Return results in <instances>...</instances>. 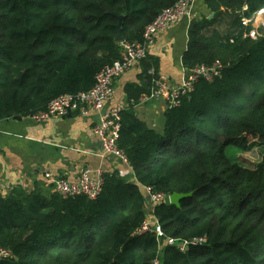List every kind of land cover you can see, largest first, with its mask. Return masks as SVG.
<instances>
[{
  "label": "trees",
  "instance_id": "16d2710c",
  "mask_svg": "<svg viewBox=\"0 0 264 264\" xmlns=\"http://www.w3.org/2000/svg\"><path fill=\"white\" fill-rule=\"evenodd\" d=\"M177 1L0 0V120L30 118L58 95L91 88L120 58L121 42L141 41ZM204 4L213 14L190 20L182 63L219 60L220 74L179 94L157 130L134 107L156 88L159 60L150 53L138 60L117 138L130 174L103 173L94 199L20 186L0 194V247L11 252L0 264H264V156L245 167L230 154L256 143L264 149V30L250 38L251 24L242 22L264 0ZM146 188L190 195L178 206H152ZM148 207L161 236L138 232Z\"/></svg>",
  "mask_w": 264,
  "mask_h": 264
},
{
  "label": "crops",
  "instance_id": "0c3cea01",
  "mask_svg": "<svg viewBox=\"0 0 264 264\" xmlns=\"http://www.w3.org/2000/svg\"><path fill=\"white\" fill-rule=\"evenodd\" d=\"M205 13L210 16L204 0H193L190 19L175 21L158 34L149 53L159 60V78L168 79L171 85H180L186 71L182 55L187 46L190 20ZM139 71L140 67L135 64L115 79L114 93L107 107L126 105L124 86L138 82ZM165 108L162 100L139 102L134 107L138 118L157 130L162 128ZM97 118L98 113L88 116L71 113L42 122L28 117L0 120V194L20 186L27 192L48 195L53 190L45 173L75 181L84 167L128 176L131 169L124 161L103 155L101 142L93 132Z\"/></svg>",
  "mask_w": 264,
  "mask_h": 264
},
{
  "label": "built area",
  "instance_id": "2783aa9c",
  "mask_svg": "<svg viewBox=\"0 0 264 264\" xmlns=\"http://www.w3.org/2000/svg\"><path fill=\"white\" fill-rule=\"evenodd\" d=\"M193 0H179L172 6L163 9L157 16L145 27L141 41L121 42V56L112 64L105 66L95 75L94 85L85 91L76 94L64 93L51 99L46 108L30 116L34 122H42L50 117H64L71 113L81 116H88L91 113H98V118L93 125V132L99 138L102 146L103 155L112 156L124 161L130 168L125 156L117 147V138L120 129V111L121 107H107V101L114 93V81L117 77L130 70L138 60L145 57L154 44L159 33L163 32L173 22L182 18L190 19L192 17ZM264 12V7L256 13ZM250 19L243 18V24L247 25ZM250 32V33H249ZM249 35L256 38L259 32L249 30ZM247 33V34H248ZM222 63L214 60L210 64H199L191 69H186L180 85L173 86L166 78H159L156 82V88L150 94L140 97L141 103L147 101L163 100L166 107H172L178 103L179 94L191 90L193 83L199 78L212 80L220 74ZM131 169V168H130ZM46 181L51 185L54 192L62 196H73L83 194L94 199L98 196L103 185V171L99 168L93 169L84 167L81 169L77 180L69 181L61 176H55L51 173H45ZM148 203L152 206L169 201V195L152 192L146 188ZM150 220L145 219L138 232L140 234L151 230ZM154 231L157 236L162 232L159 224L155 221ZM203 239H194L190 243H202ZM171 238L168 243H174ZM188 245V242L178 243V248L182 251ZM9 249L0 247V259L10 257ZM157 264V261H155Z\"/></svg>",
  "mask_w": 264,
  "mask_h": 264
},
{
  "label": "rangeland",
  "instance_id": "374dc122",
  "mask_svg": "<svg viewBox=\"0 0 264 264\" xmlns=\"http://www.w3.org/2000/svg\"><path fill=\"white\" fill-rule=\"evenodd\" d=\"M206 14L208 15V13H205L203 15H206ZM249 19L251 20V21L249 20L250 21L249 23L251 24L252 30H255V31L259 30L258 32H260L259 27L262 28V30H264V12L260 14L255 13ZM214 27L218 29V25L215 24ZM249 33L246 36L250 37ZM173 86H176V85H173ZM231 153L234 154L233 156L238 155L239 157L238 160L241 162L242 165H244L245 167H252L254 163H257L258 161H260V159L264 156V149L256 143V144L251 145V149L248 151L240 152L239 149L233 148L230 154ZM146 210H147L146 212H147V218H148L147 220H150L149 222H150L151 230H154V228L156 227V224H155L156 219L152 216L150 207L146 208Z\"/></svg>",
  "mask_w": 264,
  "mask_h": 264
},
{
  "label": "water",
  "instance_id": "95a60500",
  "mask_svg": "<svg viewBox=\"0 0 264 264\" xmlns=\"http://www.w3.org/2000/svg\"><path fill=\"white\" fill-rule=\"evenodd\" d=\"M212 14H213V13H211V15L209 16V18L212 16ZM121 18H122L121 16L118 17L119 22H118V24H117L118 33H117V36H116V38H115L116 41H121V40H122V37H121V34H120V23H121ZM189 195H190V193H186V194H184V193H177V192L171 193V194L169 195V203L178 206V205H179V201H180V199L183 198V197H187V196H189Z\"/></svg>",
  "mask_w": 264,
  "mask_h": 264
}]
</instances>
